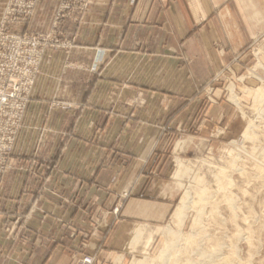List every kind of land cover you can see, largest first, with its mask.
I'll list each match as a JSON object with an SVG mask.
<instances>
[{
  "label": "crops",
  "instance_id": "1",
  "mask_svg": "<svg viewBox=\"0 0 264 264\" xmlns=\"http://www.w3.org/2000/svg\"><path fill=\"white\" fill-rule=\"evenodd\" d=\"M57 5L43 1L21 30L50 31ZM4 6L0 0V15ZM59 29L72 48L43 63L38 96L0 188V264H65L90 247L103 259L148 249L177 195L163 179L145 187L152 152L117 150L125 120L118 113L108 117V110H150V95L196 94L226 63L243 61L264 31V0H91L81 21L65 18ZM96 59L99 70L91 72ZM156 61L164 64L161 90L134 81L123 86L129 75L155 76ZM123 93L133 99L109 101ZM162 105L166 119L158 124L167 125L166 133L136 120L154 131L142 140L156 143L170 134L171 101ZM107 138L114 144L108 150ZM96 219L102 220L97 228Z\"/></svg>",
  "mask_w": 264,
  "mask_h": 264
},
{
  "label": "rangeland",
  "instance_id": "2",
  "mask_svg": "<svg viewBox=\"0 0 264 264\" xmlns=\"http://www.w3.org/2000/svg\"><path fill=\"white\" fill-rule=\"evenodd\" d=\"M85 1L88 7L84 10L80 0H74L70 11L73 14L64 16L61 20L68 18L81 21L91 5V0ZM210 1L222 4L228 0H204L207 4ZM234 1L236 0H230V3ZM6 7L8 0H5L0 20ZM37 11L38 5L34 17ZM61 20L53 22L50 31L40 32L52 36V42L44 51L41 67L49 54L72 48L65 46L66 43H71L63 39V33L59 29ZM25 24L12 29L16 33H25L21 30ZM257 40L258 45L246 47L243 61L226 63L196 94L150 95L148 101L153 106L150 110L136 107L132 110H108V117L111 113H118L125 120L119 126L121 136L114 143L117 150L125 153L152 152L145 187L150 186L154 180L163 179L169 182L172 193L177 197L159 236L148 249H139L130 254L117 251L112 259H101L98 254L91 253L90 247L89 254L71 257L70 262L63 259L65 264H80L85 258H91L93 264H136L140 260L144 264H264V31ZM7 55V59L12 62L15 58L13 52L7 51ZM155 58L161 59L157 55ZM99 61L100 59H96L91 65V72L99 70ZM16 63L23 64L22 61ZM184 64L190 65L191 62L185 61ZM6 67L9 68L10 64ZM163 68L162 61H156L155 76H148L149 73L146 72H142L144 75L139 79L129 75L123 77L122 84L124 87H131L134 85L133 81L137 84L150 83V91L161 90L166 84H163L160 77ZM37 83L38 75L30 92L28 108L38 96ZM123 94L110 95L109 101L120 102L121 97L133 99L134 95ZM256 94L262 95L263 100L260 101L261 98ZM163 100L171 101L170 134L164 140L160 139V142L144 141L140 136L151 137L154 131L147 130L146 126H141L137 121L149 120L154 127H165L158 124L166 119L163 118L167 114L163 109ZM26 113L9 156L10 169L24 128ZM129 123L131 124L128 125ZM166 129L167 125L165 133ZM100 134H104L103 129ZM113 135L114 132L111 137ZM114 144L107 138V150ZM164 165L167 168L162 170ZM131 194L130 189L119 198H129ZM184 199L190 205L184 223L179 225L174 214ZM115 212H118V208ZM118 221L117 219L116 222ZM101 222V219H96L92 223L97 228ZM170 230L176 235L170 236ZM88 237L86 235L84 239ZM167 243L172 244L171 249L169 256L163 258L161 254Z\"/></svg>",
  "mask_w": 264,
  "mask_h": 264
},
{
  "label": "built area",
  "instance_id": "3",
  "mask_svg": "<svg viewBox=\"0 0 264 264\" xmlns=\"http://www.w3.org/2000/svg\"><path fill=\"white\" fill-rule=\"evenodd\" d=\"M43 1L8 0L0 20V187L10 170L9 156L28 108L32 86L40 74L44 51L52 42V36L46 33H16L12 28L30 21L36 6ZM73 1L58 0L54 23L73 14L70 13ZM80 2L81 8L87 9L88 3ZM7 51L13 52L12 62L7 59ZM18 61L23 64L18 65ZM80 264H93V260L85 258Z\"/></svg>",
  "mask_w": 264,
  "mask_h": 264
},
{
  "label": "bare ground",
  "instance_id": "4",
  "mask_svg": "<svg viewBox=\"0 0 264 264\" xmlns=\"http://www.w3.org/2000/svg\"><path fill=\"white\" fill-rule=\"evenodd\" d=\"M256 96H257L259 99L261 98L260 101L263 100L262 95H260V94H256ZM186 197H187V196H186ZM188 200H189V199H188ZM189 205H190V204L187 202V200L184 199L183 202L178 206L177 211H176L175 214H174V219H175V221H176L177 224L182 225V224L184 223V221H185V219H186L187 210H188V208H189ZM168 234H169L170 236H174V235H176L175 232H173L172 230H170V231L168 232ZM177 238H178V237H177ZM196 240H197V239H196ZM171 245H172L171 243H167L166 248L162 251L161 256H162L163 258H166L167 256H169V249H171ZM193 246H194V245H193ZM194 248H195V247H194ZM136 264H144V263H143V260H140V261H137Z\"/></svg>",
  "mask_w": 264,
  "mask_h": 264
}]
</instances>
